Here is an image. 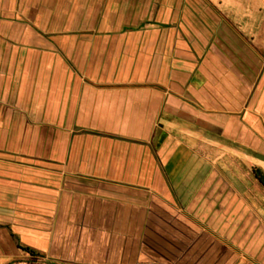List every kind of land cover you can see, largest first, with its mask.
<instances>
[{
	"label": "crops",
	"instance_id": "crops-1",
	"mask_svg": "<svg viewBox=\"0 0 264 264\" xmlns=\"http://www.w3.org/2000/svg\"><path fill=\"white\" fill-rule=\"evenodd\" d=\"M264 0H0V264H264Z\"/></svg>",
	"mask_w": 264,
	"mask_h": 264
},
{
	"label": "water",
	"instance_id": "water-1",
	"mask_svg": "<svg viewBox=\"0 0 264 264\" xmlns=\"http://www.w3.org/2000/svg\"><path fill=\"white\" fill-rule=\"evenodd\" d=\"M258 158L262 159L264 161V155L258 154Z\"/></svg>",
	"mask_w": 264,
	"mask_h": 264
}]
</instances>
